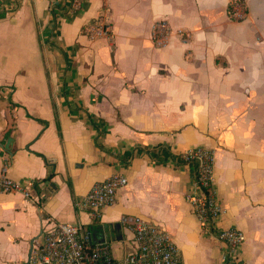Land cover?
<instances>
[{"label": "crops", "instance_id": "0c3cea01", "mask_svg": "<svg viewBox=\"0 0 264 264\" xmlns=\"http://www.w3.org/2000/svg\"><path fill=\"white\" fill-rule=\"evenodd\" d=\"M234 1L83 0L66 12L67 0H0V168L8 158L37 198L0 193V264H26L56 221L116 258L130 249L124 214L199 233L185 200L194 168L178 157L192 146L214 150L218 224L244 233L232 264H264V0H238L240 19ZM100 12L112 41L87 32ZM157 19L173 32L164 47L149 38ZM114 173L127 184L112 205L96 218L76 208Z\"/></svg>", "mask_w": 264, "mask_h": 264}, {"label": "built area", "instance_id": "2783aa9c", "mask_svg": "<svg viewBox=\"0 0 264 264\" xmlns=\"http://www.w3.org/2000/svg\"><path fill=\"white\" fill-rule=\"evenodd\" d=\"M83 0H67L66 12H75L82 6ZM229 14L234 18H243L242 2L236 0L229 6ZM87 32L93 38H105L112 41L110 18L103 12L87 26ZM171 27L166 19L153 21L149 38L156 47L167 46L172 37ZM178 38H184L182 29L175 31ZM180 160L194 168L191 190L185 200L196 218L199 230L213 236L220 246V257L214 264H232L245 236L235 227H222L218 224L224 210L214 186L215 153L211 148L192 146L181 150ZM9 159L6 158L0 168V193H17L24 198L37 202L31 189L8 175ZM127 184L122 173H114L104 180L94 182L87 193L75 203L78 210L88 211L93 218L102 208L116 201L118 191ZM120 224L131 232L130 249L116 258L106 241L93 243L88 229L70 222H53L41 230V240L32 244L27 264H184L180 249L172 235L158 224L139 216L124 214Z\"/></svg>", "mask_w": 264, "mask_h": 264}, {"label": "rangeland", "instance_id": "374dc122", "mask_svg": "<svg viewBox=\"0 0 264 264\" xmlns=\"http://www.w3.org/2000/svg\"><path fill=\"white\" fill-rule=\"evenodd\" d=\"M169 230L180 249L184 264H213L212 261L214 259L208 248L209 244L207 245L208 239L211 238L209 235L205 237V234L200 230H198L199 233L183 232L182 235L177 229L172 230L169 228ZM128 244L126 245V249L130 248V243Z\"/></svg>", "mask_w": 264, "mask_h": 264}, {"label": "trees", "instance_id": "16d2710c", "mask_svg": "<svg viewBox=\"0 0 264 264\" xmlns=\"http://www.w3.org/2000/svg\"><path fill=\"white\" fill-rule=\"evenodd\" d=\"M2 14H0V16H1ZM161 154H166V152L164 151V150H161Z\"/></svg>", "mask_w": 264, "mask_h": 264}, {"label": "water", "instance_id": "95a60500", "mask_svg": "<svg viewBox=\"0 0 264 264\" xmlns=\"http://www.w3.org/2000/svg\"><path fill=\"white\" fill-rule=\"evenodd\" d=\"M27 264V263H26Z\"/></svg>", "mask_w": 264, "mask_h": 264}]
</instances>
